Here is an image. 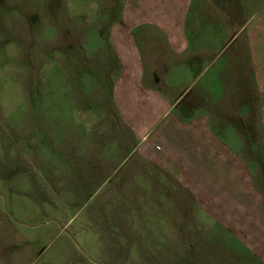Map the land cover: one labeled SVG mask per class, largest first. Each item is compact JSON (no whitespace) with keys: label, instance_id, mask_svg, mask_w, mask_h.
I'll use <instances>...</instances> for the list:
<instances>
[{"label":"rangeland","instance_id":"obj_1","mask_svg":"<svg viewBox=\"0 0 264 264\" xmlns=\"http://www.w3.org/2000/svg\"><path fill=\"white\" fill-rule=\"evenodd\" d=\"M124 1L0 0V233L9 246L1 256L8 264H262L257 244L230 237L243 215L264 229V40L216 42L214 58L204 48L193 56L207 66L183 74L167 111L191 128L192 148L162 134L166 118L153 131L144 115L135 121L153 147L172 139L197 166L171 159L162 169L111 95L120 73L111 34L127 16ZM238 2L213 0L199 15L217 29L252 20ZM240 25L222 27L235 36ZM197 173L218 182L215 218L194 199Z\"/></svg>","mask_w":264,"mask_h":264},{"label":"crops","instance_id":"obj_2","mask_svg":"<svg viewBox=\"0 0 264 264\" xmlns=\"http://www.w3.org/2000/svg\"><path fill=\"white\" fill-rule=\"evenodd\" d=\"M238 3L243 12V17L254 16L253 19L247 20L246 18L243 23L225 21L219 29H217V23L211 16L202 17L199 15L202 8L207 7L208 11L214 5L213 0H126L124 1L125 5L121 4L122 7L126 8L127 16L117 25L114 22L112 27L111 44L115 56L120 61V73L119 80L115 81L116 84L111 95L122 119L126 121L125 124L135 130L139 139V136H142L146 140L148 135H141L140 129L143 125L135 127L134 124L138 118H142V121L144 117V125L151 128L152 131L159 125L157 121L166 118L160 127V129L163 128L162 134L166 131V134L175 136L178 143H186L188 148H192L193 134L191 128H186L183 122L177 118V116L180 118V112L177 113L176 110V112L168 113L167 111L171 105L176 104V92L183 85V74L199 72L205 68L203 65L207 66V64L201 65L200 61L194 59L193 56L199 55V50L204 48L205 50L210 49L211 52H206V54L214 58L219 46L216 45V42L264 40V0H239ZM224 7L228 6L224 3ZM249 9H254V12L251 13ZM225 24L228 26L243 24L244 26L240 25L238 34L232 36L229 30L227 32L222 27ZM252 24H256L255 32L253 29H249ZM115 33L118 35L115 36ZM220 47L223 49L224 46L220 45ZM262 54V48H257L252 53L254 56H261ZM147 73L164 75L162 77L153 76L149 79ZM152 79L153 83L151 84ZM146 80L149 81L146 82ZM142 115L144 116L142 117ZM163 115L165 116L163 117ZM146 141L150 145L148 146L149 150L156 155V158L159 152L160 156L156 163L162 169H168L170 162L173 161L171 159H175L182 169L192 170L194 160L184 163V146L181 145L182 149L176 147L174 150L173 140H168L167 137L165 143L167 147L162 146V141H155L154 147L151 145L152 140ZM157 145L160 146L158 150H156ZM206 166V172H209V176L212 179L213 177L216 178L214 165L207 164ZM96 167L98 168V166ZM194 167L197 169L196 165ZM203 175L197 173L196 181L192 183L197 187V190H192L196 197L194 199H197L199 206L203 210L205 209L207 213L210 214V211H213L212 217L215 218L217 195L214 188L218 182L214 180L211 183L210 179L204 178ZM187 182L190 184L191 180L187 179ZM223 199L225 200V197ZM244 217L243 215L242 219H245L246 222H242L245 226L240 224V234L232 235L229 230L232 235L230 238L236 243L242 242L245 248L253 249V246L257 244L256 248L263 256L259 255L261 263L264 264V229L261 227L257 230L256 224H249L247 217ZM0 223H2L1 215ZM195 228L197 229L191 228V230L197 233L199 225H195ZM181 232L184 233L185 230ZM236 238L241 242L237 241ZM4 242L3 233H0V250L9 249L8 244ZM253 250L257 251L256 249ZM13 253L16 254L15 251ZM1 254L0 252V264H8L5 262L7 261L4 259L5 256L2 257Z\"/></svg>","mask_w":264,"mask_h":264}]
</instances>
